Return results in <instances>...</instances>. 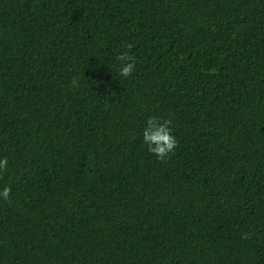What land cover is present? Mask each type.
<instances>
[{"label":"trees","instance_id":"trees-1","mask_svg":"<svg viewBox=\"0 0 264 264\" xmlns=\"http://www.w3.org/2000/svg\"><path fill=\"white\" fill-rule=\"evenodd\" d=\"M4 157L0 264H264V0H0Z\"/></svg>","mask_w":264,"mask_h":264},{"label":"clouds","instance_id":"clouds-1","mask_svg":"<svg viewBox=\"0 0 264 264\" xmlns=\"http://www.w3.org/2000/svg\"><path fill=\"white\" fill-rule=\"evenodd\" d=\"M133 47L132 43L124 44L120 53L115 57L119 76L123 78L132 76L136 71L137 57L132 51ZM71 84L74 88H78L80 81L78 78H73ZM142 138L147 151L162 162L170 160L178 147V140L173 133V120L170 118L150 116L142 132ZM7 170L8 158L4 157L0 159V179L3 178ZM11 192L10 186L5 185L3 188H0V200L10 204ZM247 238V234L242 236V239Z\"/></svg>","mask_w":264,"mask_h":264}]
</instances>
